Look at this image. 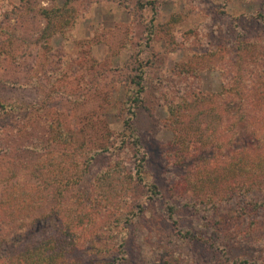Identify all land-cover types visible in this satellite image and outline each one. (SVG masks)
<instances>
[{
  "label": "rangeland",
  "instance_id": "374dc122",
  "mask_svg": "<svg viewBox=\"0 0 264 264\" xmlns=\"http://www.w3.org/2000/svg\"><path fill=\"white\" fill-rule=\"evenodd\" d=\"M63 3L0 0V99L34 103L29 117L0 109V207L7 209L9 221L4 243H35L56 234L63 208L75 203L85 207L95 231L83 235L80 258L94 242L112 245L115 229L126 235L122 264H141L143 244L167 243L172 229L161 213L137 227L119 221L121 204L94 191L97 175L112 159L109 134L127 141L128 95L141 76L144 90L134 118L141 151L135 153L129 142L120 158L133 171L134 157L145 154L146 179L157 182L165 198L173 177L164 167L173 161L169 152L178 149L184 117L203 109L222 119L217 124L223 150L204 149L200 156L194 150L174 166L188 181L200 157L221 164L229 145L264 146V107L256 104L264 96L256 83H264V23L254 17L261 0H74L75 14L63 32H44L39 9ZM184 100L192 105L179 107L176 120L168 110ZM29 126L34 144L26 147L23 134ZM55 128L62 130V139L54 138ZM70 179L77 180L65 187ZM146 194L137 185L124 207H156V212L164 207V197L149 204ZM226 246L232 256L252 257L256 249L232 241ZM184 249L202 263L213 253L199 240Z\"/></svg>",
  "mask_w": 264,
  "mask_h": 264
},
{
  "label": "trees",
  "instance_id": "16d2710c",
  "mask_svg": "<svg viewBox=\"0 0 264 264\" xmlns=\"http://www.w3.org/2000/svg\"><path fill=\"white\" fill-rule=\"evenodd\" d=\"M73 1L64 0L60 6L39 9L40 14L46 19L44 32L46 30H50L51 33L57 30L63 32L75 14L74 7L70 6ZM260 9L254 17L264 23V0H261ZM139 77L140 81L135 83L137 87L133 91L134 94L128 95L130 103L124 115V125L128 132L127 141L125 138L117 139L114 133L109 134L108 141L112 149L108 148V151L112 153V159L106 169L97 175L94 191L98 193L97 195L104 196L106 202L117 201L121 204V207H117L120 211L119 221H126L137 227L136 224L140 225L144 218H155L161 213L170 222L172 232L168 242L153 247L143 244L145 260L141 264H263L264 146L245 145L234 149L229 145L228 153L221 164L210 163L205 157H200V165L193 174L194 179L188 181L185 177L178 176L174 166L181 164L182 158L194 150L198 156L208 148L214 151L223 150L219 140L220 126L217 124L222 119L216 120L214 111L203 109L184 117L187 126L182 135H176L178 149L173 153L169 152L173 161L171 165L164 167L173 177L167 187L168 197L165 198L159 184L146 179L145 154L134 157L133 171L128 170L120 158L129 142L135 153L141 151L138 130L134 124L136 110L144 90L142 77ZM256 83L257 87H264V83H260L258 79ZM184 101L168 110L176 120L179 107H183V104L192 105L189 101ZM256 102L258 106L263 105L260 108L262 109L264 96L261 99L258 97ZM0 109L5 113H21L29 117L34 112V103H24L18 99H0ZM30 128L26 127L23 134L25 140L22 144L26 147L34 144L32 137L34 132ZM63 137L62 130L55 128L54 138ZM192 144L195 149L190 150ZM182 146L183 149L180 148ZM94 156L95 153L84 160L81 175L88 172ZM76 180L70 179L64 186ZM137 185L145 187L149 204H154L159 198L164 197L162 199L164 207L157 212L156 207L139 205L136 211H133V207H124L131 203ZM6 210L0 207V264H122L127 257L126 235L115 229H111L112 245L96 241L86 256L79 257V253L77 254L80 250L79 244L83 235L87 237L89 232L94 231V221L86 216L85 207H77L75 203L63 208L56 234L48 235L35 243L30 241L19 245L12 242L5 244L2 231L9 222L5 219ZM16 211L18 210L12 209V213ZM182 212L184 214H181ZM85 216L88 218L85 219ZM184 218L188 222L182 221ZM195 240L202 241L212 250V257L207 263H202L199 261L201 258L185 251V244ZM230 241L248 243L251 247L256 245V249L251 252L252 257L232 256L226 246ZM108 252L112 253L108 257L99 256ZM148 255L151 259L147 261Z\"/></svg>",
  "mask_w": 264,
  "mask_h": 264
}]
</instances>
